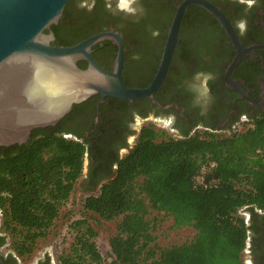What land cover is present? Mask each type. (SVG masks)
<instances>
[{"label": "trees", "instance_id": "1", "mask_svg": "<svg viewBox=\"0 0 264 264\" xmlns=\"http://www.w3.org/2000/svg\"><path fill=\"white\" fill-rule=\"evenodd\" d=\"M87 153L84 140L52 127L33 129L25 143L0 146L5 264L31 256L59 219L68 220L62 209ZM96 190L82 201L88 216L67 222L71 240L57 255L59 264H243L246 214L264 212V111L229 133L172 137L145 126ZM166 221L190 229L191 237L163 244L159 230ZM103 224L112 225L104 252L97 243ZM36 264H52L50 256Z\"/></svg>", "mask_w": 264, "mask_h": 264}, {"label": "flooded vegetation", "instance_id": "2", "mask_svg": "<svg viewBox=\"0 0 264 264\" xmlns=\"http://www.w3.org/2000/svg\"><path fill=\"white\" fill-rule=\"evenodd\" d=\"M184 1L68 0L57 23L44 32H51L50 43L58 46L74 45L99 33L116 34L124 49L122 80L126 86L143 88L155 75ZM204 1L222 12L241 48L249 49L230 78L253 102L225 84L226 68L237 53L235 45L210 11L190 3L182 10L169 66L152 98L129 101L104 96L100 101L101 96L94 94L73 104L55 124L35 127H52L85 141L87 164L81 179L85 186L95 185L96 190L112 176L116 161L129 152L145 126L172 137L202 130L229 133L264 111V0ZM118 48L115 38L106 36L91 46L90 55L110 70ZM76 63L80 68L88 66L83 58ZM97 177L99 182H92ZM246 219L249 230L242 262L264 264V212L247 213Z\"/></svg>", "mask_w": 264, "mask_h": 264}, {"label": "water", "instance_id": "3", "mask_svg": "<svg viewBox=\"0 0 264 264\" xmlns=\"http://www.w3.org/2000/svg\"><path fill=\"white\" fill-rule=\"evenodd\" d=\"M68 0H0V146L22 144L35 127L53 125L72 105L91 95L125 100L152 98L166 74L174 50L178 24L186 5L195 3L210 11L220 22L237 53L225 72V84L253 102L230 78L231 70L249 49L241 48L228 19L204 0H186L178 8L164 45L159 66L143 88L126 86L122 80L123 51L116 34L93 35L77 44L58 46L45 33L57 23ZM106 36L115 38L118 51L110 70L99 66L90 55L91 46ZM88 62L86 68L78 59ZM261 105V103H258ZM0 264H5L0 257Z\"/></svg>", "mask_w": 264, "mask_h": 264}, {"label": "rangeland", "instance_id": "4", "mask_svg": "<svg viewBox=\"0 0 264 264\" xmlns=\"http://www.w3.org/2000/svg\"><path fill=\"white\" fill-rule=\"evenodd\" d=\"M167 135V134H166ZM87 162H84L85 171ZM82 176L78 179L74 190L62 209V214H66L67 218L62 217L57 221V227L51 232V234L38 242L36 250L32 253L31 256L19 259L18 264H35V262L49 255L52 264H59L57 261V255L64 249H66L71 240V232L68 228V223L72 219H76L82 216H88L89 213L85 212L82 208V201L86 195L97 190L89 191L85 190L86 186H83ZM68 222V223H67ZM171 222L166 221L163 223L159 230L160 240L163 244H180L186 239L191 237V231L188 228L172 229L170 227ZM112 228L111 224H103V227H97L99 230V235L97 237V243L99 247L104 252L108 249L107 247V235L109 230ZM9 250L8 244L0 248L1 253H5Z\"/></svg>", "mask_w": 264, "mask_h": 264}, {"label": "clouds", "instance_id": "5", "mask_svg": "<svg viewBox=\"0 0 264 264\" xmlns=\"http://www.w3.org/2000/svg\"><path fill=\"white\" fill-rule=\"evenodd\" d=\"M241 28H243V24H241Z\"/></svg>", "mask_w": 264, "mask_h": 264}]
</instances>
